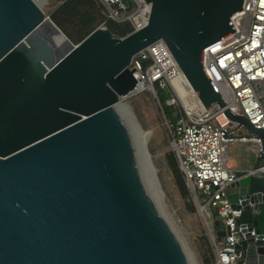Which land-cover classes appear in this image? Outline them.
<instances>
[{
    "label": "water",
    "instance_id": "95a60500",
    "mask_svg": "<svg viewBox=\"0 0 264 264\" xmlns=\"http://www.w3.org/2000/svg\"><path fill=\"white\" fill-rule=\"evenodd\" d=\"M142 1V27L118 37L100 26L75 44L37 0H0V264H196L122 103L136 87L134 56L158 40L201 110L219 108L260 142L228 199L246 234L237 264H264V128L232 111L203 64L245 0ZM46 19L66 45L41 29Z\"/></svg>",
    "mask_w": 264,
    "mask_h": 264
},
{
    "label": "built area",
    "instance_id": "2783aa9c",
    "mask_svg": "<svg viewBox=\"0 0 264 264\" xmlns=\"http://www.w3.org/2000/svg\"><path fill=\"white\" fill-rule=\"evenodd\" d=\"M98 1L108 19L128 21L132 31L146 24L150 16L151 3L142 0ZM129 2L133 3L132 9ZM232 23L235 32L204 49L203 64L232 111L244 115L255 127L264 128V0H245L242 9L232 16ZM130 67L135 69L137 80L131 93L148 90L163 108L158 91L169 92L166 104L178 109L179 118L175 123L166 119L173 152L190 196L202 211L209 209L220 215L230 231L232 244H227L224 236L219 237L211 227L214 264H237L241 256L234 244L246 234L237 224L242 208H234L228 199L227 189L237 174L229 163L227 148L237 142H254L260 155L259 140L237 135L235 125L219 108L201 110L198 99L183 84L181 69L163 40L136 54ZM179 90L190 98L187 102ZM259 170L264 171V166ZM250 234L255 235V231L252 229Z\"/></svg>",
    "mask_w": 264,
    "mask_h": 264
},
{
    "label": "rangeland",
    "instance_id": "374dc122",
    "mask_svg": "<svg viewBox=\"0 0 264 264\" xmlns=\"http://www.w3.org/2000/svg\"><path fill=\"white\" fill-rule=\"evenodd\" d=\"M61 1L63 0H47L46 3L41 5V9L45 15L50 16V12ZM131 5L133 3L129 2V7ZM44 24L55 33L60 47L67 44L65 38L49 24L48 20ZM122 103L127 106L134 121L146 132V148L150 156L153 175L161 186L180 225L195 263L203 264L205 258L211 253L214 254L211 227L214 228L217 234L222 227V223L216 226L214 220H222V217L216 213L214 214L209 209L205 212L202 211L191 196L189 199H185L181 195L166 158L168 154L173 152L172 137L170 124L166 119L164 110L160 107L159 101L148 90H144L123 97ZM236 134L249 135L244 128L238 129ZM257 147L254 142L229 145L227 148L228 159L234 161L233 158L237 157L241 163L254 165L259 160ZM227 190L230 191L229 188Z\"/></svg>",
    "mask_w": 264,
    "mask_h": 264
},
{
    "label": "trees",
    "instance_id": "16d2710c",
    "mask_svg": "<svg viewBox=\"0 0 264 264\" xmlns=\"http://www.w3.org/2000/svg\"><path fill=\"white\" fill-rule=\"evenodd\" d=\"M132 7L133 5L129 9H132ZM50 18L75 44L82 41L94 29L103 24L110 29L114 36L118 37L127 35L133 29L128 21L116 22L108 19L103 5L98 0H63L50 12ZM158 93L166 118L171 123H175L179 118V111L176 107L166 104L169 92L159 90ZM166 158L181 195L185 199H189V189L178 167L174 152L168 154ZM191 208L193 209L192 206ZM203 264H214V254L211 253L205 258Z\"/></svg>",
    "mask_w": 264,
    "mask_h": 264
},
{
    "label": "bare ground",
    "instance_id": "6f19581e",
    "mask_svg": "<svg viewBox=\"0 0 264 264\" xmlns=\"http://www.w3.org/2000/svg\"><path fill=\"white\" fill-rule=\"evenodd\" d=\"M37 2H39L40 4H44V3H46L47 2V0H37ZM48 19H46L45 21H47ZM44 21V22H45ZM48 22H49V20H48ZM47 29L48 27L47 26H45V24L43 23L42 24V26H41V29ZM56 29V28H55ZM57 30V29H56ZM49 34L51 35V37L54 39V41L56 42V45L57 46H59V41H58V39H57V36L55 35V33L53 32V31H51V32H49ZM182 98V100L185 102H187L190 98L188 97V96H186V97H181ZM124 105V104H123ZM125 107V106H124ZM125 109H126V107H125ZM126 111H127V113L129 114V111L126 109ZM129 116H130V118H131V115L129 114ZM137 129V131H138V134H139V137H140V139H141V142H142V145H143V148H144V150H145V153H146V156H147V159H148V161H149V164H150V167H151V170H152V166H151V162H150V156H149V154H148V152H147V148H146V138H147V134H146V132H144L141 128H136ZM154 173V172H153ZM157 180V179H156Z\"/></svg>",
    "mask_w": 264,
    "mask_h": 264
},
{
    "label": "crops",
    "instance_id": "0c3cea01",
    "mask_svg": "<svg viewBox=\"0 0 264 264\" xmlns=\"http://www.w3.org/2000/svg\"><path fill=\"white\" fill-rule=\"evenodd\" d=\"M237 143H244V142H237ZM245 143H247V142H245ZM235 144H236V143H235ZM254 149H255V148H254ZM227 157H228V155H227ZM228 160H229V159H228ZM233 160H234V161H230V160H229V163H230L231 167L234 168L235 170L240 169V168L246 166V164H247V163H241L240 160L237 159V157H234ZM216 220H219V219H215V220H214V225H216Z\"/></svg>",
    "mask_w": 264,
    "mask_h": 264
}]
</instances>
